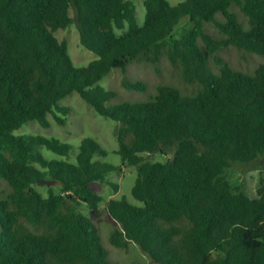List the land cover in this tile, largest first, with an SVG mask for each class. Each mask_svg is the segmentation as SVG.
Wrapping results in <instances>:
<instances>
[{
  "label": "trees",
  "instance_id": "1",
  "mask_svg": "<svg viewBox=\"0 0 264 264\" xmlns=\"http://www.w3.org/2000/svg\"><path fill=\"white\" fill-rule=\"evenodd\" d=\"M144 6L140 27L130 0H0V264H115L97 224L104 199L91 184L122 168L96 161L107 153L92 138L70 163L36 149L68 156L72 146L13 134L32 122L49 128L51 113L66 125L54 109L69 116L72 109L59 103L72 93L120 124L118 155L137 169L132 195L144 208L125 198L106 206L119 225L113 247L135 243L157 264H264V185L253 199L227 178L239 163L264 168V63L253 73L221 58L219 74L210 67L223 48L264 57V0ZM73 9L82 45L99 56L82 68L55 36L73 23ZM185 17L191 25L175 38ZM209 23L222 39L206 31ZM165 55L192 92L160 84L149 93L148 82L124 79L125 89L148 99L109 104L119 93L98 85L105 76L133 64L159 72ZM154 154L169 158L144 157ZM42 179L57 180L58 192ZM37 186L48 187L47 195Z\"/></svg>",
  "mask_w": 264,
  "mask_h": 264
},
{
  "label": "rangeland",
  "instance_id": "2",
  "mask_svg": "<svg viewBox=\"0 0 264 264\" xmlns=\"http://www.w3.org/2000/svg\"><path fill=\"white\" fill-rule=\"evenodd\" d=\"M130 1L135 7L138 25L143 27L146 19L145 0ZM167 1L172 6H178L187 0ZM71 14L74 19L73 23L66 29H60L55 33V36L60 41L68 43L69 54L74 66L82 68L98 60L99 56L88 51L82 45L76 10L73 9ZM219 19H221V16H219ZM190 25V17L183 18L174 29L173 34L175 38H180ZM245 27L246 29L249 28L247 24ZM205 28L215 39L223 38V35L213 24H206ZM217 58L223 59L234 70L242 73H253L260 64L264 63V57L262 56L247 53L236 47L223 48L210 60V67L215 74H219L221 69ZM158 69L159 72L153 65L133 64L129 66L127 73L114 70L111 74L105 76L98 85L119 93V99L109 103L111 105L118 101L148 99L147 94L125 89L123 87L124 79L131 81L144 80L148 82L150 86L149 93H154L156 87L160 84H171L187 93L194 90L195 85H188L183 81L181 71L171 63L166 55L162 58ZM59 106L70 107L72 109V113L65 117L59 114L56 108L54 109L55 113L66 119V125L59 124L55 114L51 113L47 116L50 122L49 128L41 126L38 122H32L14 131L13 134L15 136L56 138L62 143L72 146L74 149L68 156L54 153L45 147H38L36 149L49 160L68 161L70 163L76 162V155L85 138H92L97 141L106 151L107 156L96 158L95 160L122 168V171L107 176L106 183L94 182L91 184V188L104 199L100 204L101 218L97 222L103 245L109 250L110 259L115 264H157L135 243H131L127 249L115 248L110 243V235L119 225L111 218L107 211V203L110 200L125 198L133 206L144 208V203L136 200L132 195V189L138 177L137 169L134 167H124L122 158L118 155L119 142L117 140V131L120 124L113 119L99 115L78 93L68 95L60 101ZM144 157L150 161H165L169 158L162 157L160 154L145 155ZM37 167L39 166L37 165ZM227 178L232 182L235 189L242 187L249 197L255 199L259 197V189L264 185V168L249 171L247 166L239 163L227 172ZM115 186H118V189ZM53 187H56L55 191L58 192L60 187L58 185ZM37 188L45 195L49 192L46 186H37Z\"/></svg>",
  "mask_w": 264,
  "mask_h": 264
},
{
  "label": "water",
  "instance_id": "3",
  "mask_svg": "<svg viewBox=\"0 0 264 264\" xmlns=\"http://www.w3.org/2000/svg\"><path fill=\"white\" fill-rule=\"evenodd\" d=\"M39 185H46V186H56L58 185V181L54 179H42L38 181Z\"/></svg>",
  "mask_w": 264,
  "mask_h": 264
}]
</instances>
